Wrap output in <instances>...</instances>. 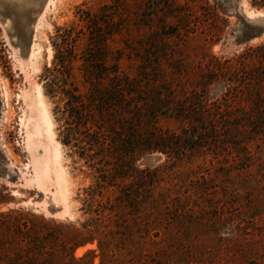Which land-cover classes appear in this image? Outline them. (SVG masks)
I'll return each instance as SVG.
<instances>
[{
  "label": "rangeland",
  "instance_id": "obj_1",
  "mask_svg": "<svg viewBox=\"0 0 264 264\" xmlns=\"http://www.w3.org/2000/svg\"><path fill=\"white\" fill-rule=\"evenodd\" d=\"M216 1L228 10L221 15L225 26L218 22L224 27L220 40L206 36L211 26L204 23L195 33L176 37L178 49L169 59H132L120 65V74L128 77L132 107L115 114L125 115L115 125H137L143 138L164 146L137 154V167L146 170V187L139 189L136 208L118 200V186L103 188L95 207L114 210L104 212L106 219H123L120 223L136 237L161 241L159 250L152 247L147 253L148 264H155L154 259L162 264H264V122L226 125L219 116L215 123L211 115L227 107L234 115L258 108L252 101L264 91V6L260 0ZM97 4L0 0V190L11 199L1 205L2 211L22 207L78 226L96 217L89 212V193L97 188L100 172L109 171L104 157L115 155L110 149L113 124L83 128L65 96L46 94L44 76L53 67L58 35L79 24L78 8ZM37 47L41 52L34 59ZM39 90L53 122L54 144H60L59 162L52 158L51 140L42 129L36 139ZM91 134L100 143L84 151L90 148ZM67 139L71 145L62 142ZM33 145L44 168L48 165L43 178L36 175ZM89 249L97 244L75 254L80 257Z\"/></svg>",
  "mask_w": 264,
  "mask_h": 264
},
{
  "label": "trees",
  "instance_id": "obj_2",
  "mask_svg": "<svg viewBox=\"0 0 264 264\" xmlns=\"http://www.w3.org/2000/svg\"><path fill=\"white\" fill-rule=\"evenodd\" d=\"M97 1L95 8H78L79 24L58 35L53 67L46 68L44 76L46 94L50 97L65 96L74 114L72 116L83 128L91 130L89 125H92L99 129V125L113 124L111 132L114 139L110 149L115 150V155L104 157L110 172L102 170L97 188L89 193V212L96 217L78 226L37 215L22 207L2 211L1 205L8 204L11 199L0 190V264H148L150 248L159 250L161 241L136 237L128 225L120 223L123 219H106L104 212L108 210L110 215L114 210L102 209L100 205L95 207L96 196H102L103 188L118 186L121 189L118 200L136 208L139 189L146 187V170L137 167V154L141 149L162 151L164 146L146 136L144 139L138 134L137 125H115L121 123L120 119H125V115L117 116L120 118L117 119L115 114L127 112L132 107L127 98L128 77L120 74V65L132 59L139 62L169 59L178 49L176 37L195 33L204 23L211 26L208 30L210 35L206 36L215 42L220 40L224 27H220L218 22L222 21L225 26L227 21L221 15H228V10L216 0L212 4L211 0ZM260 1L259 6H264V0ZM205 31L206 28L201 34ZM249 38L244 36L243 40L248 41ZM80 42H83L82 50L79 49ZM244 70L245 65L240 68L245 74ZM248 76L252 79V75ZM105 81L110 83L108 87L104 86ZM261 81L264 85V79ZM209 84L207 81L206 85ZM252 104L258 107L252 111L258 115L253 119L249 118L252 115L250 111L234 115L227 107L213 112V121L216 123L219 116L226 125L234 120H240L237 125L264 122V91ZM105 114L112 119L108 120ZM136 135L141 137L140 141L134 140ZM91 136L87 141L90 148L84 147V151L94 150L93 147L100 143L97 136ZM76 141L74 144L79 147V140ZM62 142L71 145L68 139ZM83 156L85 154L81 153ZM125 180L132 182L124 184ZM110 221L115 225L112 226ZM94 243L97 249H89L82 256H76L77 249ZM152 262L162 264L157 259Z\"/></svg>",
  "mask_w": 264,
  "mask_h": 264
},
{
  "label": "bare ground",
  "instance_id": "obj_3",
  "mask_svg": "<svg viewBox=\"0 0 264 264\" xmlns=\"http://www.w3.org/2000/svg\"><path fill=\"white\" fill-rule=\"evenodd\" d=\"M40 52H41L40 47L33 49V53H32L33 58L37 59ZM37 105L39 108V113H40L39 118H40L41 122L39 123L40 125H36V128L34 130L36 136L38 137L36 139L39 140L40 130L42 129L45 132V134L48 136V138L51 140V150L50 151H51L52 158L56 162L59 160L58 158L60 157L59 150H58V148L60 147L58 145H60V144L58 142H57L58 145L54 144L53 122L51 120L50 113H49V110L47 108V104L44 101L41 90H39L38 94H37ZM32 140H33V137H31L29 141L32 142ZM32 148L35 151L34 156H35V161H36V167H35L36 168V175H37V177L43 178L47 172L48 165L47 166L45 165V168H44L42 157H40V154L37 152V149H36V147H34V145L32 146ZM45 158H47L46 160H48V156H46ZM55 166H56V163H55ZM57 178L59 179V182H62L63 178H64L63 172L59 169L57 172Z\"/></svg>",
  "mask_w": 264,
  "mask_h": 264
}]
</instances>
